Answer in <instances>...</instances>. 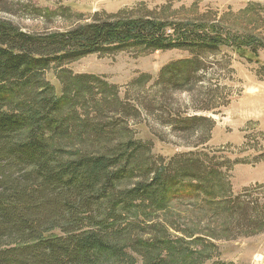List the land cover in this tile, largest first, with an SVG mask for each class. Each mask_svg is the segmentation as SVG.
<instances>
[{
    "label": "trees",
    "instance_id": "1",
    "mask_svg": "<svg viewBox=\"0 0 264 264\" xmlns=\"http://www.w3.org/2000/svg\"><path fill=\"white\" fill-rule=\"evenodd\" d=\"M254 42L224 37L215 24L153 18L95 20L36 35L0 21V264H135L137 255L153 264L157 244L132 236L140 221L199 192L219 203L227 187L196 151L158 167L142 164L146 145L101 118L104 106L119 103L116 87L67 65L130 49H187L194 57L166 66L160 82L190 92L203 53L229 47L248 59L256 56L246 49ZM51 67L65 77L60 95L45 78ZM91 105L93 120L80 113ZM205 119L171 123L192 135Z\"/></svg>",
    "mask_w": 264,
    "mask_h": 264
},
{
    "label": "rangeland",
    "instance_id": "2",
    "mask_svg": "<svg viewBox=\"0 0 264 264\" xmlns=\"http://www.w3.org/2000/svg\"><path fill=\"white\" fill-rule=\"evenodd\" d=\"M116 17L215 24L224 37L255 38L246 49L256 56L248 53V59L229 47L203 53L190 92L160 82L166 66L194 57L187 49L94 54L65 68L116 87L119 103L104 106L101 118L146 145L142 164L158 167L196 151L223 173L227 187L219 203L199 192L132 230V236L157 244L150 262L264 264V0H0V21L35 35ZM45 78L60 95V70L51 67ZM80 111L91 120L97 113L92 105ZM188 116L206 118L192 135L171 123ZM144 261L137 255L135 264Z\"/></svg>",
    "mask_w": 264,
    "mask_h": 264
}]
</instances>
